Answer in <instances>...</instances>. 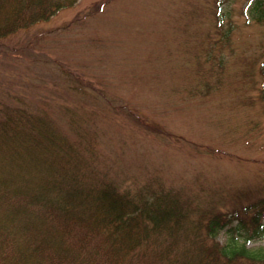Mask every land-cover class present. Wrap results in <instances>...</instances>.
Wrapping results in <instances>:
<instances>
[{
	"label": "rangeland",
	"instance_id": "374dc122",
	"mask_svg": "<svg viewBox=\"0 0 264 264\" xmlns=\"http://www.w3.org/2000/svg\"><path fill=\"white\" fill-rule=\"evenodd\" d=\"M252 1L77 0L0 45V100L88 119L117 178L225 191L223 208L253 199L264 194V22Z\"/></svg>",
	"mask_w": 264,
	"mask_h": 264
},
{
	"label": "trees",
	"instance_id": "16d2710c",
	"mask_svg": "<svg viewBox=\"0 0 264 264\" xmlns=\"http://www.w3.org/2000/svg\"><path fill=\"white\" fill-rule=\"evenodd\" d=\"M76 2L0 0V45ZM251 16L264 22V0ZM45 108L0 100V264H264V245L248 246L264 238V194L223 208L225 191L117 178L88 119L64 109L59 122Z\"/></svg>",
	"mask_w": 264,
	"mask_h": 264
}]
</instances>
